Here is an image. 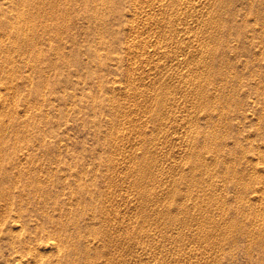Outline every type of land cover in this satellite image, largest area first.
<instances>
[{"label": "rangeland", "instance_id": "obj_1", "mask_svg": "<svg viewBox=\"0 0 264 264\" xmlns=\"http://www.w3.org/2000/svg\"><path fill=\"white\" fill-rule=\"evenodd\" d=\"M22 1L0 264H264V0Z\"/></svg>", "mask_w": 264, "mask_h": 264}, {"label": "bare ground", "instance_id": "obj_2", "mask_svg": "<svg viewBox=\"0 0 264 264\" xmlns=\"http://www.w3.org/2000/svg\"><path fill=\"white\" fill-rule=\"evenodd\" d=\"M4 1V0H3ZM26 2V0H23L22 2ZM32 1V2H31ZM5 2H8V1H5ZM29 2H31L32 4H33V0H29ZM2 3V2H1ZM27 4V3H26ZM30 3H28L27 5H29ZM0 9H2V7L0 8ZM203 90V89H202ZM202 93V92H201ZM208 134V133H207ZM209 135H207V137H208ZM210 137H211V135H210ZM209 137V138H210ZM205 139H206V137H205ZM208 139V138H207ZM1 145V144H0ZM1 148V147H0ZM2 149H3V147H2ZM5 149V148H4ZM0 174H1V172H0ZM1 176V175H0ZM2 177V176H1ZM0 183H2V182H0ZM2 189H4V188H2ZM4 191H5V189H4ZM6 192V191H5ZM4 193V192H3ZM3 196H5V195H3V194H1V197H3ZM261 227V226H260ZM259 228V227H258ZM257 228V229H258ZM256 229V228H255ZM262 230H264V228H263V226H262V228H261ZM262 230L260 231V232H262ZM254 231V230H253ZM255 232V231H254ZM259 232V233H260ZM258 233V232H257ZM258 233V235H260ZM263 233H264V231H263ZM262 233V234H263ZM256 234V233H255ZM24 238V237H23ZM20 241H22V240H20ZM19 241V242H20ZM23 241H24V239H23ZM22 241V242H23ZM25 243V242H24ZM53 243L55 244V242H50V244H52L53 245ZM19 244V243H18ZM21 244V243H20ZM23 245H25V244H23ZM23 245L21 244V247H23ZM26 246V245H25ZM15 247H16V245H15ZM17 247H18V245H17ZM20 247V246H19ZM27 247V246H26ZM26 247H24L25 248V252H27L28 250L26 249ZM14 249H16V248H14ZM16 250H18V249H16ZM21 250V249H20ZM19 250V251H20ZM27 250V251H26ZM23 252H24V250H23ZM18 253V252H17ZM20 253V252H19ZM20 254H22V251H21V253ZM26 254V253H25ZM24 257H26L25 255H24ZM24 257H22V256H20L19 258H18V260H19V262H18V264H24ZM28 259V258H27ZM26 260V259H25ZM26 262V261H25ZM26 264H27V262H26ZM29 264V263H28Z\"/></svg>", "mask_w": 264, "mask_h": 264}]
</instances>
